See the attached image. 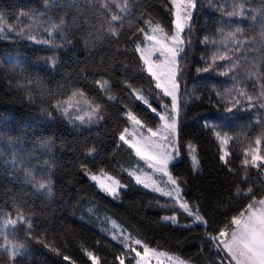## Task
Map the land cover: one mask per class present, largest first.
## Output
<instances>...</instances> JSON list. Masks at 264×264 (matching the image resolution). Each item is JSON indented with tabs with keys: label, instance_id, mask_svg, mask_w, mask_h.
I'll list each match as a JSON object with an SVG mask.
<instances>
[{
	"label": "snow or ice",
	"instance_id": "obj_1",
	"mask_svg": "<svg viewBox=\"0 0 264 264\" xmlns=\"http://www.w3.org/2000/svg\"><path fill=\"white\" fill-rule=\"evenodd\" d=\"M198 2L167 0L165 25L148 11V0H42L43 11L20 9L14 16L0 11V40L27 41L56 53L72 44L69 39L72 28L84 24L89 29L83 39L86 51L108 46L115 53L125 55L123 67L131 69L132 76L121 84L130 102H138L154 114L155 123L150 126L128 104L123 105L120 115L124 126L118 131L117 143L118 146L126 145L137 161L133 167L122 171L136 185L169 199L173 214L163 217L164 221L176 224L178 210L186 214L193 225L205 229L204 238L213 255L207 264H264V0H259L255 7L250 6L251 0H217L221 20L213 32L205 34L199 41L209 51L207 56H201L207 66L197 68V73L212 71L227 81L212 88L217 108L223 107V114L218 117L220 122L205 121L203 125L217 142L218 161L232 177L235 187L233 200L236 206L227 208L215 230H212L202 205L187 198L184 191L187 181L172 171L174 162L182 159V114L193 99H201L195 88L189 91L184 79L188 53L193 45L194 13ZM58 10L65 11L59 17L48 14ZM69 10L75 12L70 19ZM245 21H251L250 27L243 26ZM127 55L132 59L128 60ZM43 59L53 69L59 66L56 55ZM27 62V58L19 53H6L0 59V65L6 63L8 70L20 73L26 71ZM110 67L101 57L92 73L100 76L92 81L98 96H91L85 88L77 86L70 74H65L68 84L57 85L59 91L45 86L39 75L35 76V82L31 76H26V84L18 83V87L35 88L42 101H50L51 111L41 108V123L59 119L74 130L91 129L105 121L109 106L120 101V97L113 94L112 81L100 75L101 70ZM78 75L88 79V73L83 69ZM138 79L147 82V91L143 84L137 88L130 83V80ZM28 99L35 102L31 90ZM242 113H248L252 118L237 126L236 121ZM233 128L236 130L232 134L226 130ZM237 143L241 157L239 168L231 162L234 155L231 149ZM37 146L48 158L41 161L35 155ZM53 146V139L37 138L33 148L25 150L20 137L0 132V156L5 157L4 175L10 183L27 190L24 196L33 195L55 202L53 176L57 165ZM81 147L85 149V158L95 163L98 149L88 147L86 143ZM186 147L192 171L198 172L201 162L196 147L191 143ZM80 169L101 193L114 198L121 189L128 187L103 167L94 171L88 164L81 163ZM253 170L255 180L252 179ZM19 195L11 198L12 211L0 208V258L5 264H18L30 257L33 240L59 254L58 248L34 235L35 217L25 211L26 201L18 199ZM88 213L95 215L96 209L89 208ZM102 222L109 227L101 231L121 249L114 254L112 264H194L191 258L150 246L110 217H104ZM84 252L91 264H105L104 258L95 251L85 248ZM63 259L71 258L65 255Z\"/></svg>",
	"mask_w": 264,
	"mask_h": 264
},
{
	"label": "trees",
	"instance_id": "obj_2",
	"mask_svg": "<svg viewBox=\"0 0 264 264\" xmlns=\"http://www.w3.org/2000/svg\"><path fill=\"white\" fill-rule=\"evenodd\" d=\"M148 2L150 4L148 11L155 19L166 25L167 0H148ZM216 2L217 0H199L198 8L194 13L193 45L188 53L184 79L189 91L195 88L196 95L201 99H193L182 114L180 133L182 159L175 161V166L172 168L174 175L187 181L184 185L187 198L202 205L213 226L212 230H215L217 224L222 221V214L227 208L230 205L236 206L233 200L235 187L232 177L227 175L218 161L217 142L203 127L205 121L220 122L218 117L223 114V107L217 108L212 88L214 85L219 87L226 78L219 77L212 71L207 73L196 71L197 68L207 66L201 56L202 54L207 56L209 51L199 41L205 34L213 32L221 20ZM258 3L259 0H251L250 6L255 7ZM29 8L43 11L42 0H0V11L12 13L13 16L20 9ZM63 11L65 10L51 11L48 14L59 17ZM72 15H75V12L69 10V19ZM26 21L24 19L23 22ZM250 25L251 21H245L243 26L250 27ZM88 30L87 25L84 24L79 28L73 27L69 33L72 44L67 48L59 49L56 53L27 41L0 40V59H3L6 53H20L28 61L24 73L8 70L6 63L0 65V132L6 131L14 137H20L24 142L25 150H31L37 138L53 139V152L57 165L53 176L56 200L49 202L33 195L24 196L26 189L10 183L9 178L4 175L5 157L0 156V208L12 211L11 198L19 193L18 199L26 201L25 211L35 217L34 235H39L45 243L60 250L59 254H56L44 244L33 240L30 257L18 261V264H72L73 261L75 264H91L84 252L85 248L95 251L104 258L105 264H112L114 254L121 249L106 232L101 231L102 228L108 227L102 222L104 217H110L152 247L191 258L194 264H207L213 259V255L209 251L210 245L204 238L205 229L202 226L187 225L191 222L190 218L178 210L175 213L178 223L165 222L162 218L173 214V205L161 195L136 185L127 173L122 171L133 167L137 161L134 153L126 145L118 146L117 143L118 131L124 126L120 115L123 105L128 104L150 126L155 123V117L138 102H130L127 91L121 84L125 78L132 76L131 69L126 70L123 67L125 55L115 53L114 49L108 46L85 50L83 39ZM52 55L59 58V66L55 69L43 59ZM101 57L104 58L105 65L111 67L101 70L100 75L112 81L113 94L120 97L118 103L107 108L105 121L91 129L79 131L59 119L55 122L41 123L43 116L41 108L51 111L50 101H42L35 88L21 89L18 83L26 84V76H31L35 82V76L39 75L45 86L59 91L57 85L68 84L65 74H70L77 86L85 88L91 96H98L92 81L99 79L100 76H93L92 73ZM127 59L131 60L132 57L127 55ZM80 69L88 73V79H82L78 75ZM130 83L137 88L143 84L147 91L146 81L138 79L130 80ZM29 90L32 91L35 102L29 101ZM240 117H245L246 122L252 118L248 113H243ZM84 143L88 147L95 146L98 149L95 163L85 158V149L81 147ZM188 143L196 147L201 162L198 172L192 171L187 154ZM232 151L234 153L231 158L232 165L239 168L240 158L234 146ZM35 155L41 161L48 158L44 150L39 149L38 146ZM81 163L88 164L94 171L99 167L105 168L128 187L121 189L118 197L115 198L101 193L82 172ZM252 179H256L255 170L252 171ZM242 187L246 188L247 185ZM243 202L241 200V203ZM89 208H95L96 214L89 215ZM22 235L23 231H21ZM65 255L71 259L65 261L63 259ZM0 264H5L3 258H0Z\"/></svg>",
	"mask_w": 264,
	"mask_h": 264
},
{
	"label": "rangeland",
	"instance_id": "obj_3",
	"mask_svg": "<svg viewBox=\"0 0 264 264\" xmlns=\"http://www.w3.org/2000/svg\"><path fill=\"white\" fill-rule=\"evenodd\" d=\"M237 19H239V18H237ZM27 22V21H26ZM32 44H34V43H32ZM13 55H16V53H12ZM20 54V53H19ZM215 73V72H214ZM216 74V73H215ZM224 83H227V81H224ZM243 114V113H242ZM244 123H246V120H245V117H240L239 119H237V121H236V125L238 126V125H241V124H244ZM236 129L235 128H233V129H227V131H229V133L230 134H232L233 133V131H235ZM253 134H255L254 132H253ZM232 149H233V147H232ZM231 149V150H232ZM234 149H235V151L237 152V155L239 154V152H240V145H239V143H237L236 145H234ZM189 158V157H188ZM239 158H241L240 157V155H239ZM190 160V159H189ZM141 166H143V164H142V162H141ZM94 183V182H93ZM142 186V185H141ZM143 187V186H142ZM149 190H151V189H149ZM157 194H159V193H157ZM160 195V194H159ZM165 199H167L168 200V202H170L169 201V199L167 198V197H164ZM171 203V202H170ZM166 216H170V215H166ZM163 217H165V216H163ZM165 222H170V221H165ZM179 222V220H178V218H177V223ZM171 223V222H170ZM192 223L190 222V223H188L187 225H191ZM108 227H109V225H108Z\"/></svg>",
	"mask_w": 264,
	"mask_h": 264
}]
</instances>
